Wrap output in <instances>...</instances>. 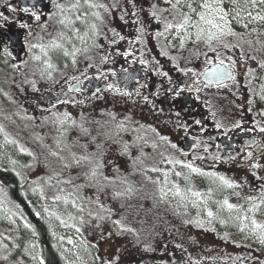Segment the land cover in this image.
I'll return each instance as SVG.
<instances>
[{
	"label": "flooded vegetation",
	"instance_id": "1",
	"mask_svg": "<svg viewBox=\"0 0 264 264\" xmlns=\"http://www.w3.org/2000/svg\"><path fill=\"white\" fill-rule=\"evenodd\" d=\"M99 2L109 6L107 12L100 10L104 23L100 24L97 21L101 29L97 42L103 44L104 48L94 49L90 53L93 57L92 62L100 71L97 72L96 67L85 68V61L81 57L78 66L82 65V69L87 72V77L90 79L81 76L79 71L75 72V76L80 77L79 84L74 80L48 89L42 94L34 95L35 107L59 102L67 104L83 102L93 94L106 96L105 100L113 105L116 98L121 97L122 112L129 115L131 120L134 117V111L138 112L142 116L140 119L143 120L144 125L149 127L148 131L152 138L156 139L154 143L162 144L163 148H170V150L173 148L172 144L177 145L176 153L170 152V156L162 160V163L159 161V171L166 172L174 168L168 163L169 160L192 162L204 173L224 175L242 184V187L238 189L218 190L219 181L214 182L213 177L191 174L194 184L202 186V192L206 193L209 189H215L213 191L215 202L227 197L230 203L245 204L243 197L248 195L258 197L261 181L251 175L254 170L250 165L253 162L264 165V149L261 148V145H264V133L259 131L260 127H264V115H262L264 107H257L255 101L257 97L249 91L254 81L251 78L246 80L248 68L256 69L255 62L245 57L248 60L245 65L240 60L238 51H232L230 55L238 61L235 68L236 84L225 79L220 87L213 82L211 87L207 88L201 84L199 92L188 91L193 81L175 70L173 61L160 55L164 39L160 38L158 41L154 36L159 26L151 20L149 15V5L152 0H99ZM31 4L32 0H0V12L10 17L8 24L0 30V40L7 42L13 55L16 56L15 60L10 58L7 64L2 62L4 57L0 56V68H11L18 63L20 57L27 53L26 41L28 42L32 36L27 35V30L20 29L18 25L20 22L32 23L29 15L20 11L26 6L30 7ZM12 7H15L17 11L12 12ZM0 23H4L2 18ZM141 27L145 28L144 42L137 43L136 38L140 35L138 29ZM33 31L38 29L33 27ZM114 32L125 39L120 40L119 36H114ZM105 36L108 39H104ZM113 39L115 43L111 42ZM105 53L109 54V60L106 64H101L100 56ZM170 55H176V53L173 52ZM141 59L148 63L141 64ZM156 61H159L158 65ZM54 62L59 65V70H63L65 69L63 63L68 61L54 58ZM215 63L214 57L208 63H205L204 58L201 57L194 62V65H185L181 61L182 66H195V70L200 73H203L205 69L210 70L211 65ZM113 72L115 75L112 74ZM163 72H167L168 76L160 74ZM97 76L100 78L96 79ZM199 78L204 79L203 76ZM182 81L184 83H181ZM109 83H115L122 92H128L130 95L125 96L109 91L106 87ZM73 84L76 89H79L78 91L71 90L70 87ZM177 84L185 88L179 97L174 95ZM97 88L100 89L99 93L96 92ZM249 100L254 102L249 104ZM197 121L200 123H196ZM217 123L223 127L217 128ZM236 123H239L241 127L235 128ZM161 137L167 139L163 140ZM251 141L256 143L249 146L247 142ZM248 152H252L251 158H247ZM256 171L258 174L264 173V169ZM153 206L159 205L153 204ZM223 210L229 219H234L240 214L236 211ZM245 210H247L246 204ZM248 215L259 219L258 223H264V207L254 216L252 213ZM168 216L175 220L171 214ZM220 220L221 217L218 216L209 220L211 227L216 228L215 231L205 232L183 225L177 235L172 227L163 225L158 233L160 241L158 249L141 258L133 257L132 260L134 264H264V248L256 246V249H252L242 245V243H248L249 232L247 230L240 232L238 224L229 223L230 220L226 223L218 222ZM181 238H183L182 241ZM190 238L196 241L190 242ZM183 240L187 244L183 245ZM198 244L212 252L218 250L232 256L237 254L239 258L236 261H226L200 256L194 251ZM230 244H240V248Z\"/></svg>",
	"mask_w": 264,
	"mask_h": 264
},
{
	"label": "rangeland",
	"instance_id": "2",
	"mask_svg": "<svg viewBox=\"0 0 264 264\" xmlns=\"http://www.w3.org/2000/svg\"><path fill=\"white\" fill-rule=\"evenodd\" d=\"M261 32H264V28H261ZM251 39L255 41V34ZM28 42L35 43L36 41L30 37ZM164 43L161 44L162 47ZM244 47L250 54H256L257 58H260L261 54L255 53L247 45ZM26 52L16 64L19 65L18 69L13 66L0 68V127L3 128V132H0V166L14 168L17 171L16 175L21 177L20 183H26V188L28 185L34 189H43L41 208L45 213V222L51 241H53L52 247L59 252L65 264H93L96 257H103L104 261L116 259L117 264H134L133 257L141 258L158 249L160 244L158 233L163 225L172 227L176 235L180 233V228L183 225L192 226L194 229H201L205 232L216 230L211 227L209 220L212 218L207 216L204 205H200L199 209L193 208L191 204L184 208L177 206L179 198H172L171 194L166 200L159 198L161 187L171 189L173 183L180 184L182 188L186 187L183 178L177 177L175 172L189 175V171L178 165L167 170L166 172L169 173L167 185L164 184L163 173L165 171H152L153 168L158 169L159 161L162 163V160H165L171 153H176V150L175 148L171 150L163 148L162 144L154 143L153 141L156 139L152 138L148 131L149 127L144 125L143 120L140 119L142 116L138 112L134 111L132 120L129 115L122 112L121 97H117L113 105L109 104L110 101L105 100L106 96L93 94L83 102L76 101L69 104L59 102L35 107L34 95L74 81L72 76L76 75L77 70L70 67L53 73L51 80L46 76L42 78L35 62L30 59L31 53L28 50ZM173 52L176 53L175 50H170V54ZM246 58L248 59L247 56ZM25 61L27 62L25 63ZM78 68L82 69L83 67L79 65ZM252 68L257 77L264 76V70L259 69L258 65H256V69ZM249 78L252 79L246 75V80ZM32 80L36 81L38 91L34 90L29 83ZM252 81H254V85L249 91L257 97L255 99L257 107L263 108L264 100H260L259 91L260 86L264 84V79H252ZM53 113L61 118L63 113H68L72 120H75L76 125L72 126V122L69 120L61 127ZM113 115L115 119L112 118ZM46 117L47 119H45ZM121 123L123 124L122 128L120 127ZM81 124L88 129V135L82 133L79 127ZM5 134H7V140ZM113 137L116 138L113 139ZM8 140H14L16 143H8ZM58 140L63 141L60 147L79 140L80 144H89V152H95L96 146L100 145L105 164L103 173L117 181L115 187L109 186L106 189V194L101 193V201L113 209L111 216L99 221L88 217L85 213L84 218L89 223L83 226L77 224L81 227V233H77L72 227L61 225L56 216H49V213L55 212L57 216L67 220L68 213L78 215L71 205L65 206L63 203L53 201V197L60 194L58 191L60 188H64L67 192L71 191V186L59 185L56 180H52L51 184L48 183V177L52 174V170L59 169L60 165L47 156V150L50 151V154L58 151ZM125 145H127V152H124ZM21 146L26 149L25 152L20 151ZM73 151L79 154L81 149L74 147ZM27 152H32L33 156H29ZM62 154L67 155L66 152ZM40 155L45 160L38 159ZM12 161H16V163L13 164ZM28 165H32V167H28ZM16 175L14 173V176ZM70 175H75V173L64 170L61 178L67 179ZM125 178L124 184L119 183ZM154 181H160V183L157 184ZM82 182L76 181V183ZM5 183L6 180L0 177V240L12 236L17 226L24 227L28 222L25 217L21 216L23 214L21 207L10 197H7L2 189V184ZM191 184L195 186L196 190L202 192V186L194 184L192 175ZM7 185L13 186L9 183ZM128 186L133 189L132 193L119 199H112L113 191H123ZM85 192L91 194L88 190ZM153 204L159 206H153ZM45 207L48 209L47 213L44 211ZM86 207L96 211L94 204L86 205ZM207 207L216 213V216L225 220V223L230 220L229 223L239 224V221L228 218L227 213L221 210L215 202L213 195L208 200ZM167 213L171 214L175 220L169 218ZM101 214L108 217L107 213ZM29 218L33 220L30 216ZM33 218L36 219L34 216ZM197 219L203 223L197 224L195 222ZM113 220H121L126 227L132 228L134 231L117 235L118 228L112 223ZM256 221L260 220L256 219ZM71 223L73 221H69V224ZM246 223L250 224V221ZM53 232L56 233L55 236L52 234ZM109 233L107 239L102 235ZM249 236L248 243H242V245L252 249H256V246L264 248V245H261L250 233ZM60 237H63V240ZM69 239L73 241L75 247L68 243ZM189 240L190 242L196 241L194 238ZM182 243L183 245L187 244L185 240ZM233 243L237 242L233 241ZM33 244L36 245L34 249L32 248ZM230 245L240 248V244ZM196 248L194 251L198 255L209 256L211 259L236 261L239 258L237 254L232 256L218 250L209 251L201 244H198ZM33 255H36L37 259H33ZM40 257L45 261L43 249L37 241L29 244L25 256L15 261L0 249V264H39ZM95 264H101V261L96 259Z\"/></svg>",
	"mask_w": 264,
	"mask_h": 264
},
{
	"label": "snow or ice",
	"instance_id": "3",
	"mask_svg": "<svg viewBox=\"0 0 264 264\" xmlns=\"http://www.w3.org/2000/svg\"><path fill=\"white\" fill-rule=\"evenodd\" d=\"M135 6V5H134ZM105 12L109 11V6L105 3H100L99 0H32L30 7L26 6L20 11L27 13L32 23L20 22L18 27L23 30H27V35L32 36L36 41L35 43L27 42V50L31 53L30 59L35 62L41 77H47L49 80L53 79V73L59 71V65L54 62L56 60L68 61L63 63L65 69L71 66L80 72L81 76L87 77V72L84 69H79L78 64L81 57L85 61V68L96 67L97 72L100 69L92 62L93 57L90 53L94 49H103L104 45L98 43L100 38V24L104 23V17L101 15L100 10ZM12 12H16L15 7L11 8ZM149 15L151 20L155 22L159 27L154 32L155 38L159 41L163 38L165 43L161 48L160 55L167 57L170 61L174 62V69L183 74V76L189 77L193 81L192 86L188 88V91H201L200 85L204 88L211 87L215 82L217 87L224 84L225 79L231 81L233 84L237 83L235 68L238 64L236 59L230 55L234 50H238L240 60L247 65L248 60L254 61L258 65L259 69L264 70V32H261V28H264V0H152L149 5ZM0 18L4 23H0V30H2L10 21V17L0 12ZM123 19V17H121ZM33 27L38 31H33ZM140 35L136 38L137 43H143L145 34V28L138 29ZM255 34L256 39L253 41L251 37ZM152 35V33H149ZM114 36H119L120 40L125 39L120 36L119 33L114 32ZM104 39H108L107 36ZM115 43V39L111 41ZM244 45H247L249 49H252L255 53L261 54L260 58H257L256 54H250L245 50ZM170 50H175L176 55H170ZM228 53V55H226ZM0 56H3V63H8V58L16 59L13 52L10 50L9 44L0 40ZM248 57V60L245 57ZM204 58V62L208 63L211 58L214 57L216 63L211 65L210 70L205 69L203 73L197 72L195 66L187 67L182 66L181 61L185 65H194V62ZM109 60V54L105 53L100 56L101 64H106ZM227 61V63H226ZM27 61H25L26 63ZM141 64H147L148 61L144 59L140 60ZM159 64V61H156ZM14 68H19V65L14 64ZM35 74V73H34ZM115 75V73H112ZM163 76H168L167 72L160 73ZM103 75V73H101ZM247 75L252 79H264V76L257 77L253 68H248ZM203 76L201 80L199 77ZM100 77L97 76L96 79ZM73 80H76L79 84L80 77L73 75ZM34 90L36 88V81H29ZM181 83H184L183 81ZM109 91H115L120 95H130L128 92H122L121 89L115 83H109L106 85ZM78 91L79 89H71ZM185 91V88L180 87L179 84L175 86L174 95L179 97L181 93ZM96 92L99 93L100 89L97 88ZM5 95H7L5 93ZM260 100H264V84L260 86L259 91ZM254 101L249 100V104ZM213 115H215L213 113ZM264 115V113H262ZM53 116L63 127L69 120L72 122V126L76 125L75 120L69 116L68 113H63L62 118L53 113ZM115 119V116L112 117ZM47 119V117L45 118ZM196 123H200L197 121ZM80 129L83 134L88 135V129L84 128L81 124ZM120 127H123L121 123ZM217 128L223 127L217 123ZM235 128L241 127L239 123L234 125ZM260 132L264 133V127H260ZM0 132H3V128L0 127ZM227 134V130L225 135ZM63 135V133H62ZM7 140V134H5ZM166 140V137H161ZM8 143L15 144L16 141L8 140ZM94 142V141H93ZM63 141H57L58 151L51 152V155L56 158L57 163L60 165L59 169H53L52 174L48 177V183L51 184L52 180H56L59 185H70L71 191H65L64 188H60L57 194L53 197L54 202L63 203L65 206L71 205L75 209L78 215L68 213V219H62L57 216L55 212L49 213V216H56L60 224L65 227H72L77 233H81V227L89 223L84 218L86 213L88 217L95 220L103 221L111 216L113 209L107 207L101 201V193L106 194V189L109 186L115 187L117 181L114 178L103 173L105 166L103 161V153L100 150V145L96 146L95 152H89V144H80L79 140L73 144H64V147H60ZM249 146L254 145L256 142H247ZM173 148H177L176 144L171 145ZM74 147L81 149L78 154L73 151ZM264 149V145H261ZM21 152H25L24 147H20ZM67 153L63 155L62 153ZM124 152H127V145L124 146ZM29 156H33L32 152H27ZM252 157V152L247 153V158ZM35 159V157H33ZM201 158V157H197ZM235 159V157H231ZM13 164L16 161H12ZM169 164L181 165L183 168L189 170V175H184L181 172H175L177 177H182L185 181L186 187H181L180 184L173 183L171 189L161 187L159 189L160 199L166 200L171 194L172 198H179L178 207L187 208L189 204L193 208H200V205H204L207 212V216L210 218L216 217L211 209H208V200L213 195V190L209 189L206 193L195 189V186L191 184V174L207 175L214 178L215 181H219L218 190H234L242 187L241 183L236 182L224 175H217L216 173H204L202 170L195 166L192 162H184L180 160H169ZM32 167V165H28ZM251 175L256 180L261 181L259 187V196L248 195L243 197L247 210H245V204L230 203L229 199L225 197L222 201L218 200L216 203L220 209H227L229 212L236 211L240 213L235 220L239 221L238 227L240 232L246 230L255 237L261 245H264V223H258L256 219L251 218L248 213H255L260 211L264 207V173H259L256 170L264 169V165L253 162L250 165ZM64 170H68L70 173L74 172L75 175H70L67 179H62L61 175ZM160 169L153 168L152 171H159ZM165 176L164 184L167 185L169 176L168 172L163 173ZM83 181L82 183H76V181ZM126 178L119 181L124 184ZM159 184L160 181H154ZM88 190L91 194L85 192ZM37 191V189H34ZM41 196L43 197V189H39ZM133 189L128 186L123 191L115 190L112 192V199H119L120 197L132 193ZM194 198V199H193ZM259 200V203H257ZM94 204L96 211L86 205ZM44 211L47 213L48 209L45 207ZM101 213H107L108 217ZM15 215V214H13ZM36 216L39 217L40 213L37 212ZM69 221L73 223L69 224ZM250 221L249 223H246ZM15 223V221H12ZM197 224H202L203 221L197 219ZM112 223L117 226V235L124 232H133L134 229L126 227L121 220H113ZM220 223H225L223 219ZM25 227H31L27 222ZM54 236L55 232L52 233ZM105 239L109 234H102ZM63 240V237H60ZM69 244H75L71 239L68 240ZM7 247L6 245L4 246ZM35 244L32 245L34 249ZM87 251V249H85ZM33 259H37L36 255H33ZM7 259V257H4ZM101 261V264H117V260L104 261L103 257L94 258ZM39 264H45L42 257L39 258Z\"/></svg>",
	"mask_w": 264,
	"mask_h": 264
},
{
	"label": "trees",
	"instance_id": "4",
	"mask_svg": "<svg viewBox=\"0 0 264 264\" xmlns=\"http://www.w3.org/2000/svg\"><path fill=\"white\" fill-rule=\"evenodd\" d=\"M115 138L116 137H113V139ZM47 151V156L52 161H56V158L50 154V151ZM40 158L43 157L40 155L38 159ZM16 172L17 171H15L14 168H4L0 166V177L6 180V183L2 184V189L5 191L7 197H10L19 207H21L23 211L21 216L26 218L31 227L17 226V229H14L15 233L12 236L0 240V249L7 253L9 258L15 261L20 257L25 256L29 244L37 241L38 244H41L43 249L45 264H65L59 252L52 247L53 241H51V236L45 222V213L41 208L42 196L40 191L38 189L37 191H34V188L28 185L26 188V183H20L21 177L17 176ZM14 173L16 176H14ZM7 182L13 184V186L7 185ZM37 212L40 213L39 217L36 216ZM28 215L34 221L31 220ZM33 216L36 219H34ZM5 245L7 246L6 248L4 247Z\"/></svg>",
	"mask_w": 264,
	"mask_h": 264
},
{
	"label": "water",
	"instance_id": "5",
	"mask_svg": "<svg viewBox=\"0 0 264 264\" xmlns=\"http://www.w3.org/2000/svg\"><path fill=\"white\" fill-rule=\"evenodd\" d=\"M74 88H75L74 85H72V86H71V89H74Z\"/></svg>",
	"mask_w": 264,
	"mask_h": 264
}]
</instances>
